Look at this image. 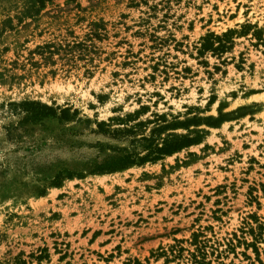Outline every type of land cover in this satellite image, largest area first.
I'll use <instances>...</instances> for the list:
<instances>
[{
	"label": "rangeland",
	"instance_id": "374dc122",
	"mask_svg": "<svg viewBox=\"0 0 264 264\" xmlns=\"http://www.w3.org/2000/svg\"><path fill=\"white\" fill-rule=\"evenodd\" d=\"M18 260L264 264V0H0Z\"/></svg>",
	"mask_w": 264,
	"mask_h": 264
},
{
	"label": "trees",
	"instance_id": "16d2710c",
	"mask_svg": "<svg viewBox=\"0 0 264 264\" xmlns=\"http://www.w3.org/2000/svg\"><path fill=\"white\" fill-rule=\"evenodd\" d=\"M234 30H227L221 35L214 34L213 32L208 33L205 37L201 38L199 47L197 48L198 54H202L208 50L214 52H223L227 47V44L231 43V36ZM168 127V126H167ZM169 151V150H167ZM19 264H24L23 261L18 260Z\"/></svg>",
	"mask_w": 264,
	"mask_h": 264
}]
</instances>
